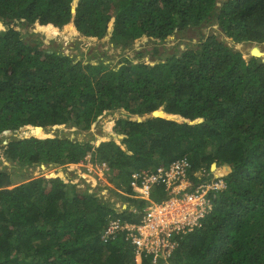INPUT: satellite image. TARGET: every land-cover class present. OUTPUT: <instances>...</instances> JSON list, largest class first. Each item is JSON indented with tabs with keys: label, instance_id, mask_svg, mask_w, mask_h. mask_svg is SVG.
Instances as JSON below:
<instances>
[{
	"label": "trees",
	"instance_id": "obj_1",
	"mask_svg": "<svg viewBox=\"0 0 264 264\" xmlns=\"http://www.w3.org/2000/svg\"><path fill=\"white\" fill-rule=\"evenodd\" d=\"M213 22L235 43L257 42L249 45L264 57V0H0V134L27 127L35 135L9 139L2 156L13 168L49 170L14 182L13 172L0 169V264H264V63L243 58L213 33L179 53L157 47ZM34 25L49 37L66 27L63 43L79 31L122 48L141 39L155 45L150 59L125 57L110 67L26 38L22 30ZM243 51L250 55L248 45ZM121 108L177 118H115L118 143L79 141L61 130L88 129L105 111ZM87 155L105 162L108 182L124 192L112 190L119 207L61 170ZM180 157L194 170L206 168L203 180L225 182L210 194L201 226L177 235L165 261L135 255L122 233L103 243L108 217L138 223L147 205L131 197V173ZM166 194L155 186L151 198Z\"/></svg>",
	"mask_w": 264,
	"mask_h": 264
},
{
	"label": "built area",
	"instance_id": "obj_2",
	"mask_svg": "<svg viewBox=\"0 0 264 264\" xmlns=\"http://www.w3.org/2000/svg\"><path fill=\"white\" fill-rule=\"evenodd\" d=\"M85 159V162L68 166H85L87 169L84 168V171L93 173L97 178L87 184L89 191L98 192L100 179L108 182L109 169L105 162H94L90 155ZM191 175L200 182L194 184ZM208 175L209 172L204 167L192 169L186 157L176 158L168 165H159L153 169L133 171L129 181L131 197L147 201L142 209V217L138 223L128 222L120 217H108L100 239L107 243L122 233L125 240L132 244L135 255L151 253L154 262L165 261L177 245V235L201 226L202 220L212 209L210 194L225 188V182L221 178L203 180ZM155 186L164 187L167 196L159 201L153 200L151 192ZM98 195L107 198L104 192H98ZM121 204L116 201V207Z\"/></svg>",
	"mask_w": 264,
	"mask_h": 264
},
{
	"label": "rangeland",
	"instance_id": "obj_3",
	"mask_svg": "<svg viewBox=\"0 0 264 264\" xmlns=\"http://www.w3.org/2000/svg\"><path fill=\"white\" fill-rule=\"evenodd\" d=\"M64 27L58 34L55 36H46L37 25L29 27L22 30V33L26 34V38L36 37L42 38L44 41V46L59 51L63 54H72L76 55L78 59L86 61L90 59L91 61H102L108 64L110 67H117L122 62L123 59L129 58L134 62L139 60L150 59L152 54V48L155 45L151 40L141 39L135 41L131 46L122 48L120 46H114L113 43L109 41L108 38H102L99 40H92L83 36L79 31L73 37L69 43H63L60 39L62 33L66 30ZM215 34L219 39L224 40L228 45L233 46L237 50H241L240 43H235L229 37H226L217 27V23L205 24L200 28H187L181 32H177L169 36L163 43L157 44V47L160 51L169 52V53H179L187 48H191L197 44L200 35ZM33 34V35H32ZM247 45V44H246ZM250 48V55H255L256 52L248 44ZM249 55V56H250ZM159 115H165V111L160 110ZM165 112V113H164ZM169 114V113H168ZM152 116V113L145 116L139 115H129L124 109H116L105 111L88 129H80L76 127H63L61 130L64 134L77 138L79 141L88 140L91 138L100 139L103 141L114 140L115 142H120L122 136L115 133L110 125L112 120L118 117L126 118L132 120H143L146 117ZM171 118H175L171 115ZM55 129V128H50ZM29 129L27 127H21L20 129L14 132H7L0 134V169L4 167L7 171H11V178L14 182L24 181L27 178L38 177L49 172L44 166H36L33 168H21L18 166L13 168L10 163L6 162L2 156L1 145L5 144L9 139L12 138H21L24 136H35L29 134ZM108 133L115 134L120 139L113 138V136H108ZM85 166L78 165L77 168L73 166L65 165L62 167V171L67 174V177H72V182L79 184V186H86L90 184L95 178L93 173H88L84 171ZM87 169V168H86ZM101 185L98 188V192H104L105 197H108L110 200H116L117 203L121 201L120 196L112 190H116L115 186L111 183L101 180ZM103 182V183H102ZM111 189V190H110ZM118 192V191H117ZM120 193V192H118Z\"/></svg>",
	"mask_w": 264,
	"mask_h": 264
},
{
	"label": "water",
	"instance_id": "obj_4",
	"mask_svg": "<svg viewBox=\"0 0 264 264\" xmlns=\"http://www.w3.org/2000/svg\"><path fill=\"white\" fill-rule=\"evenodd\" d=\"M216 6H220V3L219 2H217L216 3ZM72 25H73V23H71ZM74 26V25H73ZM252 43H257V42H241L240 43V45H241V50L239 51V52H241L242 53V56H243V58H245V59H250V58H253V57H257V58H260L261 59V61L264 63V57H261V56H254V55H250L249 56V58H246V56L244 55V51H243V46L245 45V44H252ZM165 113V112H164ZM171 115H173V114H168V113H165V115H159V114H157V110L156 111H153L152 112V116H164V117H167V118H171ZM175 118H177V116L176 115H173Z\"/></svg>",
	"mask_w": 264,
	"mask_h": 264
},
{
	"label": "bare ground",
	"instance_id": "obj_5",
	"mask_svg": "<svg viewBox=\"0 0 264 264\" xmlns=\"http://www.w3.org/2000/svg\"><path fill=\"white\" fill-rule=\"evenodd\" d=\"M252 44H257V43H252ZM246 45V44H245ZM255 56V55H254ZM246 58H249V56H247Z\"/></svg>",
	"mask_w": 264,
	"mask_h": 264
}]
</instances>
